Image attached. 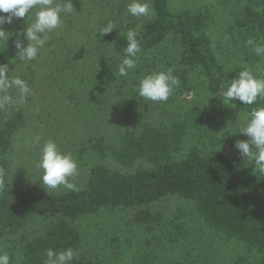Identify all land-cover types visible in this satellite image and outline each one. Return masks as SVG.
Instances as JSON below:
<instances>
[{
  "label": "trees",
  "instance_id": "1",
  "mask_svg": "<svg viewBox=\"0 0 264 264\" xmlns=\"http://www.w3.org/2000/svg\"><path fill=\"white\" fill-rule=\"evenodd\" d=\"M229 1L236 6L235 17L229 22L231 35L234 40L241 39L244 58L231 57L219 50V41L210 29L213 12L206 4L196 9H173L171 0H150L151 15L140 21L126 14L131 0H119L114 6L115 9L120 6L118 13L109 17L114 29L104 41L111 47L113 58L122 59L126 33L134 29L141 44L138 56L149 55L167 69L166 63L172 64L173 74L180 80L166 104L173 103L177 94L190 93L191 78L195 75L202 79L214 105V99L223 96L225 90L220 87L221 82H230L244 68L264 74V57H257L245 46L250 37L264 42V0ZM71 2L74 10L83 9L82 0ZM111 12L113 15L114 11ZM30 22L27 18H14L12 24H5L9 40L0 42V64L6 63L11 68L19 61L15 42L23 39L27 45L21 33ZM167 42L176 47V55L172 61L163 62L156 50H162ZM117 78L104 75L97 84L117 87L122 94L125 84L116 83ZM229 102L247 113L264 106L262 97L253 105L238 99ZM134 110L133 101L126 102L122 118L131 119ZM195 116L204 122L214 117L197 108ZM190 119L191 116L176 117L159 125L145 122L138 130H125L115 143L104 137H90L88 149L95 161L89 166L86 180L76 185L77 190L47 192L21 187L12 174L15 138L28 121L23 109L4 111L0 119V245L6 246L10 261L44 264L48 248L59 252L71 247L77 253L71 264H97L84 252V238L73 222L102 210H120L127 212L132 224L154 226L160 224L164 215L155 207L177 197L192 207L210 229L227 240L239 242L255 256L256 264H264V173H259L254 165L234 162L221 150L205 149L202 138L193 140L187 152L182 153L190 135ZM109 160L117 166L109 165ZM186 214V208L179 206L167 220L171 241L188 236ZM40 216L51 222L44 230L27 233L32 219ZM157 263L153 251H139L135 261V264Z\"/></svg>",
  "mask_w": 264,
  "mask_h": 264
},
{
  "label": "rangeland",
  "instance_id": "2",
  "mask_svg": "<svg viewBox=\"0 0 264 264\" xmlns=\"http://www.w3.org/2000/svg\"><path fill=\"white\" fill-rule=\"evenodd\" d=\"M82 1L81 11L62 14L61 26L48 34L44 47L33 62L19 60L9 68L10 78L19 76L31 89L23 103L0 107V119L4 111L14 108L23 109L27 117L28 125L16 136L11 156L12 174L21 187L47 192L67 189L63 185L47 189L40 179L43 174L37 166L40 149L49 139L57 143L61 152H70L76 159L77 173L69 177V181L79 185L86 180L89 166L95 161L94 154L88 149L90 137H104L107 142L115 143L125 130H138L145 122L159 125L185 116H191L190 135L182 153L187 152L193 140L202 138L205 149L221 150L234 162L249 164L234 146L237 140L249 139L239 132L248 116L245 109L224 102L221 95L212 105L202 79L195 75L191 78L193 90L188 94H177L173 103L144 101L138 96L140 79L167 68L146 55L139 57L136 69L127 77L119 76L118 65L122 59L113 58L111 47L104 41L111 32L99 34L110 22L109 17L118 13L120 6L116 9L114 6L119 0ZM205 4L213 12L210 29L219 41V50L231 57L244 58L241 39L234 37V40L231 35L229 22L236 14L234 3L229 0H171L173 9H196ZM111 11H114L113 15ZM2 27L5 29V24ZM156 53L163 62L172 61L176 47L167 42ZM166 66L173 68L170 63ZM104 75H116L115 82L125 84L123 93L119 94L117 87L98 86L99 77ZM9 94L14 101L18 100L15 90H10ZM97 97L101 101L97 102ZM128 101H133L135 110L131 119H123V107ZM196 108L214 117L207 122L201 121L195 116ZM107 163L117 166L111 160ZM250 165L255 166V163ZM179 206L187 210L188 236L171 241L167 234V220L174 216ZM155 208L162 210L164 215L160 224L154 226L132 224L127 212L120 210H102L73 224L84 238V252L97 264H135L139 251H153L157 255V264H256L255 256L242 244L227 240L210 229L192 207L179 198H168ZM50 222L49 218L36 217L29 223L27 233L44 230ZM5 248L0 245V252L8 253ZM10 264H19V261H10Z\"/></svg>",
  "mask_w": 264,
  "mask_h": 264
},
{
  "label": "clouds",
  "instance_id": "3",
  "mask_svg": "<svg viewBox=\"0 0 264 264\" xmlns=\"http://www.w3.org/2000/svg\"><path fill=\"white\" fill-rule=\"evenodd\" d=\"M74 11L71 0H0V12L8 13L0 15V40H9L8 31L2 26L12 24L14 18L29 19L25 36L17 39L15 47L16 57L20 61L34 60L44 47L48 34L52 33L62 24V14L67 15ZM127 11L135 17H147L151 14L149 0H131L127 4ZM34 12V16H33ZM114 26L109 22L99 34L110 33ZM122 34V33H121ZM127 45L123 49L125 55L118 65V75L127 77L131 70H135L138 63V53L141 52V44L137 38V32L129 29L126 33ZM245 46L250 47L257 57H264V42H257L250 37L245 41ZM8 64H0V107L7 104L23 103L31 92L26 80L19 76H10ZM180 80L173 74V69L166 71H153L144 75L139 81L138 96L144 101L166 102L173 91L179 87ZM220 87L225 89L223 101L238 99L246 105L256 104L258 97L264 98V74H257L251 68H244L230 82H221ZM10 90H15L18 100H13ZM229 104V103H228ZM239 132L247 135V140H237L235 148L247 163H255V169L264 173V106L254 107L248 113L247 118L239 129ZM236 133V132H234ZM37 142L39 137L36 138ZM38 167L42 169L41 180L47 189H55L63 185L69 190H77L76 185L69 181V177L77 173L78 163L73 155L61 152L57 143L49 139L43 143L40 149ZM77 255L76 251L69 247L66 250L55 251L52 248L46 250L44 264H71ZM0 264H10V256L7 252H0Z\"/></svg>",
  "mask_w": 264,
  "mask_h": 264
}]
</instances>
